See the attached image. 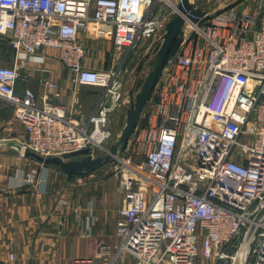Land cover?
Listing matches in <instances>:
<instances>
[{
    "label": "built area",
    "instance_id": "1",
    "mask_svg": "<svg viewBox=\"0 0 264 264\" xmlns=\"http://www.w3.org/2000/svg\"><path fill=\"white\" fill-rule=\"evenodd\" d=\"M179 1L0 0V48L14 54L11 67L0 66V100L24 130L22 149L62 160L87 148L92 157L106 152L113 116L123 109L126 62L136 48L159 44L167 13L157 14V6L173 11ZM207 14L196 24L185 22L192 32L184 39L181 30L174 69L156 86L122 149L141 162L119 161L123 169L115 175L122 196L119 247L111 252L100 245L94 256L72 264H115L122 253L137 264L236 263L248 227L264 210V2L258 16L230 6ZM81 31L111 37L119 55L113 69L84 68ZM43 49L57 51L73 85L101 90L83 123L74 124L51 103L60 97L54 82H44L38 95L15 93L17 81L25 80V58ZM184 124L201 142L190 162L179 151ZM34 177L26 173L23 180ZM75 177L83 185L93 172ZM243 264H264V218Z\"/></svg>",
    "mask_w": 264,
    "mask_h": 264
},
{
    "label": "crops",
    "instance_id": "2",
    "mask_svg": "<svg viewBox=\"0 0 264 264\" xmlns=\"http://www.w3.org/2000/svg\"><path fill=\"white\" fill-rule=\"evenodd\" d=\"M263 2L231 0L218 11L230 6L238 12L258 16ZM212 14L208 12L207 16ZM78 37L85 51L84 68L108 71L118 64L119 55L111 37L97 39L82 31ZM181 38L177 40L180 42ZM35 56L25 58L24 68H21L24 72L20 70L25 80L17 81L15 93L21 96L29 90L38 95L43 92L44 82H54L60 97L51 103L61 107L74 124L83 123L94 110L101 90L73 85L70 72L57 60V51L43 49ZM166 64L140 115H145L152 104L154 90L161 84L165 73L172 71L165 68ZM8 106L11 115H0V128L3 132H11L19 127L23 137L24 130ZM123 113L124 107L116 114ZM21 138L0 137V140L19 142ZM30 172L35 173L34 182L25 183L23 177ZM75 180V176L67 178L56 167L0 150V264H72L76 258L94 256L100 245L108 247L111 252L117 250L120 239L115 235V223L122 205L118 180L104 174L101 168L94 171L93 178L83 185L76 184ZM95 264H102V260L97 259ZM115 264L137 262L131 255L122 253ZM195 264L212 262L198 260Z\"/></svg>",
    "mask_w": 264,
    "mask_h": 264
},
{
    "label": "water",
    "instance_id": "3",
    "mask_svg": "<svg viewBox=\"0 0 264 264\" xmlns=\"http://www.w3.org/2000/svg\"><path fill=\"white\" fill-rule=\"evenodd\" d=\"M195 1L197 0H180L176 4L175 10L164 18L163 34L156 50V61L153 67L147 72L138 91L134 92V89L132 88L127 92V95L123 100L125 112L124 126L116 135V138L111 141L106 152L92 157L89 155V148H87L76 152L67 158L65 157L64 160L57 157L43 158L29 151H24L19 142L14 140H0V150L12 151L20 157L32 158L45 166L56 167L67 178L97 171L109 163L119 152L122 151L132 135L139 120V116L153 92L161 70L163 69L175 41L178 39L185 22L189 21L192 24H196L199 19L205 16L206 11L197 7ZM154 47L155 44H152L146 50L133 69L131 77L139 79L145 64L149 62L151 58ZM263 218L264 210L260 211V213L253 218V223L248 227L238 250L237 264L244 263L256 231V224L260 223Z\"/></svg>",
    "mask_w": 264,
    "mask_h": 264
},
{
    "label": "rangeland",
    "instance_id": "4",
    "mask_svg": "<svg viewBox=\"0 0 264 264\" xmlns=\"http://www.w3.org/2000/svg\"><path fill=\"white\" fill-rule=\"evenodd\" d=\"M172 2V4H175V0H169ZM231 0H197L195 1V5L197 7H200L204 9L206 12H216L219 9L223 7L226 3H228ZM157 14L163 16L164 14L168 15L171 13V8L167 7L165 4L162 3L161 6H157L156 8ZM165 15V16H166ZM192 32L191 28L188 29L185 28L183 31V34L186 36L188 33ZM151 43L147 42L143 46L136 48L131 54L130 58L128 59L129 64L126 62V65L129 69V74H127L124 78V93L125 96L127 95V92L130 89H134V92H137L138 89L140 88L142 81L144 77L146 76L147 72L153 67L155 61H156V50L158 47V44L154 47V50L151 54V58L149 62L145 64V67L142 70V73L140 74L139 79H134V77H131V73L135 66L137 65L138 61L140 58H142L143 54L146 52V50L150 47ZM173 52L170 56L167 58V64L166 67L173 70L174 68L170 66V63L174 56ZM13 59H14V54L12 53L11 49L9 47H1L0 48V66L4 67H11L13 65ZM21 72H24V69L21 70ZM174 72V71H173ZM136 83V84H134ZM0 115H11V109L8 105L0 101ZM184 120L187 118V115L184 116ZM114 118V123L112 124V128L115 131V135L113 137V140L116 138V135L119 133V131L123 128L124 126V118H125V113L117 115L115 114L113 116ZM21 131L19 127H15L14 130L11 132H3L0 128V137L1 138H21ZM111 143V141H110ZM179 151L182 154V158L184 159L185 162H190L192 156H194L197 153V150L199 148V145H201V142L197 138H194V132L190 130V127L186 126L184 124V127L181 129V136L179 140ZM101 155V154H97ZM96 155V156H97ZM118 159H112L109 163L101 167V170L103 171L104 174L106 175H112L115 177L116 172H121L122 171V166L119 161H124L130 157L131 163L132 164H139L141 162V158L139 156H129V153H126L124 151H121L117 154ZM231 252V249L228 250V253Z\"/></svg>",
    "mask_w": 264,
    "mask_h": 264
},
{
    "label": "trees",
    "instance_id": "5",
    "mask_svg": "<svg viewBox=\"0 0 264 264\" xmlns=\"http://www.w3.org/2000/svg\"><path fill=\"white\" fill-rule=\"evenodd\" d=\"M178 44H179V40H176L175 43H174V45H173V47H172V49H171V51H170L169 56H170L173 52L176 51V49H177V47H178ZM165 63H167V61H166ZM164 65H165V64H164ZM163 67H164V66H163Z\"/></svg>",
    "mask_w": 264,
    "mask_h": 264
},
{
    "label": "bare ground",
    "instance_id": "6",
    "mask_svg": "<svg viewBox=\"0 0 264 264\" xmlns=\"http://www.w3.org/2000/svg\"><path fill=\"white\" fill-rule=\"evenodd\" d=\"M187 27H188V29L191 27L189 23H185V25L183 26V29H182V30L184 31L185 28H187ZM200 116H201V115H200ZM204 118H205V116H204Z\"/></svg>",
    "mask_w": 264,
    "mask_h": 264
}]
</instances>
